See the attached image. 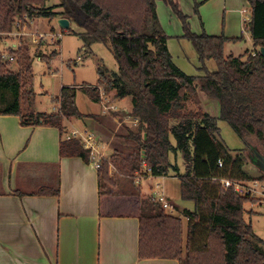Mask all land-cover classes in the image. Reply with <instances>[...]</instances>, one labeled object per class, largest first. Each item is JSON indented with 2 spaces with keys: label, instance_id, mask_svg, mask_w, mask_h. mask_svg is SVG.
Masks as SVG:
<instances>
[{
  "label": "trees",
  "instance_id": "1",
  "mask_svg": "<svg viewBox=\"0 0 264 264\" xmlns=\"http://www.w3.org/2000/svg\"><path fill=\"white\" fill-rule=\"evenodd\" d=\"M49 1L0 0V34L8 35L19 23L24 26L39 18H66L83 30L80 36L85 47L96 43L107 46L119 71L109 78L102 73L98 86L63 87L59 111L39 112L33 110L35 93L25 89L26 73L10 70V63L3 59L4 52L20 56L22 48L0 51V95L12 96L0 108V115L18 116L22 126H50L64 134L67 120L96 118L79 111L78 91L94 103L101 102V89L107 95L114 93V100L130 99L132 110L127 117L138 121V125L124 127V132L117 135L122 149L114 148L110 159L103 161L99 170L100 196H114L112 190L119 185L120 180L111 175V166L132 178L134 192L119 194L140 198V257L173 259L181 264H264V240L245 220V206L260 201L222 185V180L252 179L243 170L247 157L244 150L231 154L218 139L222 121L245 145L249 139L255 140L264 150V0H250L251 19L246 28L255 50L246 58L225 55V44L240 38L194 33L179 0H59L46 7ZM158 1L170 7L182 22L181 38L197 52L200 75L189 76L174 63L169 37L157 13ZM57 54L54 51L52 57ZM210 62L216 64L215 71L209 70ZM198 81L217 102L219 117L190 108L199 103ZM60 151L62 157L77 156L89 161V151L77 139H63ZM178 152L184 154L187 163L183 175L170 160L171 154ZM143 161L154 178L175 173L181 199L194 204L193 211H182L188 220L186 244L182 217L141 197L135 178L137 172H143ZM261 180L264 182V173Z\"/></svg>",
  "mask_w": 264,
  "mask_h": 264
},
{
  "label": "crops",
  "instance_id": "2",
  "mask_svg": "<svg viewBox=\"0 0 264 264\" xmlns=\"http://www.w3.org/2000/svg\"><path fill=\"white\" fill-rule=\"evenodd\" d=\"M212 1L204 0L200 4ZM246 2L250 5V0ZM161 11L166 12L171 21L176 15L163 2H157L162 28L169 35ZM189 14H192L187 15L190 22L191 16L196 17L192 11ZM238 14L241 25L247 30L251 17H246V9L239 10ZM178 21L183 29L182 22ZM203 32L238 39L233 34L220 32L194 33ZM174 36L182 37L183 33ZM3 43L0 41V45ZM45 60L49 59L45 57ZM59 96L53 101L56 109L39 111L35 99L33 110L58 112ZM95 104L101 106V103ZM100 110L101 113L79 111L84 115L104 116L105 111ZM131 110L132 106L127 112ZM119 111L122 110L113 112ZM99 124L96 118L67 120L62 134L55 127L22 126L20 117L0 115V264H181L173 259L140 257V198L119 194L134 192L133 189L120 192L116 188L112 190L114 196L102 198L99 171L81 157L61 156V143L69 132L91 129L97 134L101 131ZM97 138L110 149V144L102 141L100 135L97 134ZM154 179H146L149 187ZM139 187L142 198L148 195ZM177 189V197L181 198L180 182ZM164 190L169 202L177 208L178 216L182 217L183 227L186 225V244L188 220L182 216L185 208L175 205L173 192L171 194L166 185Z\"/></svg>",
  "mask_w": 264,
  "mask_h": 264
},
{
  "label": "rangeland",
  "instance_id": "3",
  "mask_svg": "<svg viewBox=\"0 0 264 264\" xmlns=\"http://www.w3.org/2000/svg\"><path fill=\"white\" fill-rule=\"evenodd\" d=\"M59 0H50L46 7L54 6L58 4ZM204 0H179V6L185 15L191 11L195 13V17L191 16L190 26L193 32L200 33L205 30L207 33H224L225 35L233 34L240 38L239 41H229L225 44V55L234 57H248L254 50L253 40L249 30H245L241 25V20L238 14L239 10H247L246 17H251V6L245 3V0H214L209 3L200 4ZM198 5L197 9L196 6ZM197 10V12H195ZM235 10H238L235 12ZM163 11H165L163 9ZM166 30L169 35L168 47L173 57L176 66L189 76L200 75L199 68H201V62L195 51L193 45L186 39L181 37H175L174 34L184 33L180 28L178 16L172 21L168 14L161 11ZM190 18V17H189ZM59 19L50 20L46 18L36 19L30 24L16 26V29L11 32V35L3 34L0 36V41L4 42L0 45V51L12 48L15 44L21 45V54L16 56V61L10 63L8 68L12 71H23L26 73L25 89L26 91H33L35 93V99L37 102V109L39 111H47L56 109L54 98L60 95L62 87L74 86L81 88L84 86H98L101 80V74L104 73L106 77H111L114 73H118V63L110 51V49L101 43L93 44L91 47H85V43L81 38L83 30L76 23H71L70 31L62 30L58 24ZM18 24V23H17ZM61 34L62 39L52 42V37L46 41L35 43L33 38L37 35H47L52 33ZM13 35V36H12ZM15 35L17 38L15 39ZM58 54L52 57L53 52ZM39 57L41 59H39ZM44 57V58H43ZM49 59L48 61L45 60ZM20 60V62H19ZM30 67V70H28ZM216 64L210 62L209 70L215 71ZM198 90L197 97L199 103L191 104L190 108L196 111H202L216 117L219 113V106L215 100L209 97L202 89L201 82H197ZM108 106H114L116 109L122 110L117 112L116 109H105L103 106H99L92 102L89 97L82 91H78L77 94V107L83 113H101L100 109H103L106 114L96 115L98 126L101 127V131L96 133L101 136L102 141L110 144V149L106 152L107 157H111L113 149H122L118 145L117 135L124 132L126 125H131L132 120L127 117L132 104L131 100L117 101L114 100V93L107 95ZM12 96L10 93H4L0 95V108H4L10 101ZM28 101V99H26ZM28 105L26 102H24ZM25 105V106H26ZM116 105V106H115ZM125 120H124V119ZM124 120V121H123ZM136 127V125H135ZM220 136L218 139L224 143L226 148L231 151V154H238V151L244 150V155L247 157L243 170L249 175L250 180L246 183L252 186L255 182L259 183L257 190H261V186L264 182L261 180L263 172L259 169L256 163L259 161L257 158V152L264 156V150L259 147L255 140H248L245 143L237 136L233 129L225 122H219ZM84 129V128H83ZM88 130V129H87ZM91 131V129H90ZM89 131V132H90ZM96 134V135H97ZM101 141V142H102ZM116 144V146H115ZM109 157V159H110ZM171 163L177 165L180 174L186 172V160L184 154L178 152L177 154H171ZM111 175L119 179V186L117 188L121 191L132 189V178L125 174L118 173L117 169L111 166ZM153 178V177H151ZM169 192H173V201L180 209L194 210V204L192 202H184L179 195L177 186L179 181L175 178V173L171 172L168 179L155 178L152 181V187H149L146 179H144L140 186L145 195L144 198H150V195L164 191L165 185ZM163 184V185H162ZM116 190V188H114ZM166 194V192H165ZM260 202L256 204L249 203L245 206L246 222L252 224L255 234L262 240H264V197L257 198ZM169 213L178 215L174 209L167 210ZM252 212V213H251ZM176 213V214H175ZM185 237H186V225Z\"/></svg>",
  "mask_w": 264,
  "mask_h": 264
},
{
  "label": "built area",
  "instance_id": "4",
  "mask_svg": "<svg viewBox=\"0 0 264 264\" xmlns=\"http://www.w3.org/2000/svg\"><path fill=\"white\" fill-rule=\"evenodd\" d=\"M19 26H21L20 23H19L18 27ZM8 35H11V33ZM0 36H3V34H0ZM50 37H52L51 40L53 43L56 40L62 39L61 34L59 35V34H55L53 32L49 36L42 35V34L37 35L33 38V40L35 41V43H37L38 41L43 42V41H46ZM16 38H17V36L15 35V39ZM20 48H21V45L19 43L13 47L14 50H19ZM3 59H4V61H6L8 63H13L16 61V57L10 55L7 52L3 53ZM39 59H41V58L39 57ZM107 97L108 96L105 93V90L101 89V102H100L101 106H103L106 110L107 109H115L116 107L107 105V103H108ZM134 125H138V121H134ZM67 139H69V140L70 139H77L82 143L84 149L89 151V163L94 169L99 171L102 168L103 161L108 160V157L106 156V152L108 151L109 148L107 146H105L104 144L100 143L95 132L73 129L67 135ZM222 165H223V163L220 160L219 161V167H222ZM142 168H143V172L142 173L137 172V174H136L135 183L137 185H140L144 179H150L151 177H153L151 175V169L148 167V165L145 161L142 162ZM222 185L225 188L233 187L235 189V192H237L239 195H243V196L250 195L252 198H256V197L261 198L262 196L264 197V185L261 186V190H257V187H259L258 182H255L252 186H250L246 182L222 180ZM150 199H151V201L158 203L165 210L174 209V206L169 202L167 195L165 194L164 191L150 195Z\"/></svg>",
  "mask_w": 264,
  "mask_h": 264
},
{
  "label": "water",
  "instance_id": "5",
  "mask_svg": "<svg viewBox=\"0 0 264 264\" xmlns=\"http://www.w3.org/2000/svg\"><path fill=\"white\" fill-rule=\"evenodd\" d=\"M58 24L62 30H69L71 27L70 20L66 18H61L58 20ZM261 52L264 56V48H261ZM257 158L259 161L256 163V165L259 167V169L264 173V156L257 152Z\"/></svg>",
  "mask_w": 264,
  "mask_h": 264
}]
</instances>
